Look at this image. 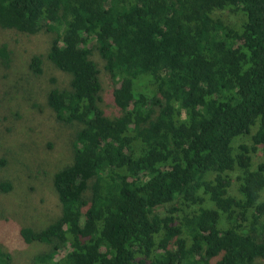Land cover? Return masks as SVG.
<instances>
[{
	"label": "trees",
	"instance_id": "trees-1",
	"mask_svg": "<svg viewBox=\"0 0 264 264\" xmlns=\"http://www.w3.org/2000/svg\"><path fill=\"white\" fill-rule=\"evenodd\" d=\"M0 30L49 37L29 70L68 76L46 106L80 126L58 217L17 229L37 264H264V0H0Z\"/></svg>",
	"mask_w": 264,
	"mask_h": 264
},
{
	"label": "rangeland",
	"instance_id": "rangeland-1",
	"mask_svg": "<svg viewBox=\"0 0 264 264\" xmlns=\"http://www.w3.org/2000/svg\"><path fill=\"white\" fill-rule=\"evenodd\" d=\"M4 45L13 60L7 68L0 57V163L5 162L0 166V182L13 183L14 191H0V247L11 254L13 264H37V257L49 253L51 247L20 245L17 229L29 226L41 231L58 217L52 180L72 164L70 143L80 126L59 123L46 106L45 95L52 89L68 88V76L47 60L42 76L29 70V57L45 54L49 37L27 38L0 30V48ZM104 77L102 106L115 118L113 84L108 75ZM68 252L63 250L59 259Z\"/></svg>",
	"mask_w": 264,
	"mask_h": 264
}]
</instances>
